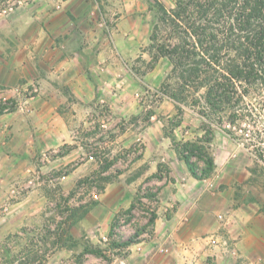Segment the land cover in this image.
<instances>
[{
    "label": "rangeland",
    "instance_id": "rangeland-1",
    "mask_svg": "<svg viewBox=\"0 0 264 264\" xmlns=\"http://www.w3.org/2000/svg\"><path fill=\"white\" fill-rule=\"evenodd\" d=\"M177 1L78 0L96 46L104 41L116 47L115 69L95 62L112 92L102 87L100 95L86 96L58 84L51 100L35 70L37 62L47 66V0L0 6V264H144L157 252L168 254L157 240L185 237V226L171 230L167 223L182 217L181 206L192 201L185 178L168 195L162 192L169 180V148L178 154L175 143L205 135L209 124L216 168L201 188L205 199L210 191L222 207L218 214L224 219L216 213L221 226L209 233V221L199 215L194 240L219 233L225 253L238 258L241 216L254 218L253 230L264 237V172L252 173L254 151L264 148V85H254L240 107L254 114L257 123L251 125L260 142L246 139L252 136L249 123L242 125L244 138L231 136L228 113H209L200 92L199 103L190 97L179 110L163 94L172 65L166 57L155 62L150 40L160 23L159 5L171 10ZM121 30L135 31L126 46L116 35ZM101 50L94 53L102 56ZM155 122L158 132L149 129ZM146 137L164 143L162 151L145 157ZM149 161L160 172L151 173ZM229 221L235 231L227 228Z\"/></svg>",
    "mask_w": 264,
    "mask_h": 264
},
{
    "label": "trees",
    "instance_id": "trees-1",
    "mask_svg": "<svg viewBox=\"0 0 264 264\" xmlns=\"http://www.w3.org/2000/svg\"><path fill=\"white\" fill-rule=\"evenodd\" d=\"M9 1L0 0V6ZM159 11L160 23L155 24L150 40L156 49L155 62L166 57L172 65L163 94L181 110L182 102L202 93L198 96L209 113H228L227 132L244 138L242 125L255 127L257 121L254 114L242 113L240 107L254 85H264V0H178L171 10L160 4ZM202 114L206 116L203 110ZM253 126L252 136L246 138L251 142L259 135ZM204 130L203 136L175 143L179 157L197 179H207L216 168L209 146L214 132L210 124ZM246 147L251 149L248 144ZM263 153L261 147L254 151L253 174L259 175V169L264 172ZM156 217L152 215L150 224ZM133 242L130 239L125 244Z\"/></svg>",
    "mask_w": 264,
    "mask_h": 264
},
{
    "label": "crops",
    "instance_id": "crops-1",
    "mask_svg": "<svg viewBox=\"0 0 264 264\" xmlns=\"http://www.w3.org/2000/svg\"><path fill=\"white\" fill-rule=\"evenodd\" d=\"M77 2L78 0H47V66L44 67L37 62L35 63V70L39 78L44 81V86L47 85V99L49 100L52 98L51 94L56 91L54 86L58 84L65 85L71 88L73 92L86 96L100 95L102 93L100 88L102 87L103 91H107V95L112 92L108 87L110 82L104 84V78L100 76V71L95 66V62L102 60L105 66L103 68L106 71L115 69L116 47L110 46L108 42L103 43L104 41L101 45L96 46L97 40H95L92 24L88 22L89 18L87 20L84 15L79 13ZM87 10L89 11V7L84 11ZM84 32L86 38H84ZM115 32L111 35H115ZM133 32L135 31H117L116 35L120 45L125 44L126 46L127 41L125 39L131 38ZM58 38H61L59 43H57ZM97 48L102 49V56L99 53H94V51L97 52ZM36 52L38 53L39 49ZM40 52L42 53L43 50ZM104 52L106 54L108 52V56L103 55ZM54 53L56 56L53 55ZM86 96H82V98L84 99ZM112 98L113 96L110 99ZM110 99L108 98V100ZM150 128L153 130L155 128L158 132L159 122L153 123ZM160 137L164 138V135L162 134ZM146 138L145 157H148L155 150L162 151V144L164 143H154L150 137ZM169 152L170 157L167 159L170 169L169 180L165 183L162 192L168 195L185 178L187 185L192 187V191L189 193L192 201L180 208V210L183 209V220H180L182 218L180 216H174L168 220L167 225L171 227V230L185 226L186 233L185 237L180 236L179 240H157L158 245L168 248L170 252L168 254L157 252L154 256L145 258L144 264H264V237L261 235L258 237L253 230V226L256 227V225L255 219L250 218L251 216L238 217L243 225L237 236L239 241L236 244L241 252V256L238 258L225 253L223 244L226 242L224 240H217L216 243H210L208 240H194L197 234L199 215H203L204 220L209 221V225H207L209 233L219 230L221 223L217 221L215 214H218L222 207L215 203L210 191L209 200L204 198L206 189L205 187L201 188V186L206 179L193 177L174 147H170ZM149 162V170L154 173L158 170V165L153 161ZM206 196L208 198L207 194H205ZM207 202L209 203L208 207ZM227 228L229 231H235L238 227L229 221ZM217 236L220 234L217 233Z\"/></svg>",
    "mask_w": 264,
    "mask_h": 264
},
{
    "label": "built area",
    "instance_id": "built-area-1",
    "mask_svg": "<svg viewBox=\"0 0 264 264\" xmlns=\"http://www.w3.org/2000/svg\"><path fill=\"white\" fill-rule=\"evenodd\" d=\"M219 218L220 219H224V215L223 214H219ZM205 240H208V242L210 243H216L217 240H220L219 237L216 234H211L210 236L206 237Z\"/></svg>",
    "mask_w": 264,
    "mask_h": 264
}]
</instances>
